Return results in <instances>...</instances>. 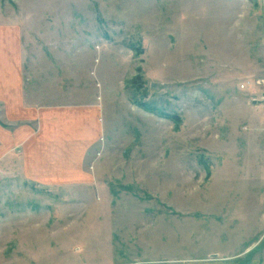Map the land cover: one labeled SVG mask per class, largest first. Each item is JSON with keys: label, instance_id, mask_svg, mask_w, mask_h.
Masks as SVG:
<instances>
[{"label": "rangeland", "instance_id": "rangeland-1", "mask_svg": "<svg viewBox=\"0 0 264 264\" xmlns=\"http://www.w3.org/2000/svg\"><path fill=\"white\" fill-rule=\"evenodd\" d=\"M261 8L0 0V264H264Z\"/></svg>", "mask_w": 264, "mask_h": 264}, {"label": "crops", "instance_id": "crops-1", "mask_svg": "<svg viewBox=\"0 0 264 264\" xmlns=\"http://www.w3.org/2000/svg\"><path fill=\"white\" fill-rule=\"evenodd\" d=\"M261 19H262V21H260V24L259 25H261L262 26V36H261V38L263 39H261L262 40V45H263V48H262V50H263V57H264V0H262V8H261ZM263 109H264V105H263ZM8 135H10V134H8ZM40 152H38V151H35V152H33V154H39ZM37 157V156H36ZM36 158H35V156H33V159L32 160H34V161H36L35 160ZM263 261H258V260H256V262H254V261H248V259H245V261H241V260H239V261H235V260H228V261H224L223 262V260L222 261H214V262H212V263H210V264H261ZM135 264H137V263H135ZM188 264V263H187Z\"/></svg>", "mask_w": 264, "mask_h": 264}, {"label": "trees", "instance_id": "trees-1", "mask_svg": "<svg viewBox=\"0 0 264 264\" xmlns=\"http://www.w3.org/2000/svg\"><path fill=\"white\" fill-rule=\"evenodd\" d=\"M138 106H140L141 108H143L146 112H149V113H153L155 110L154 109H152V108H148V107H146V106H144V105H138ZM156 114H159L158 112L156 113ZM161 117H164V118H167V119H172L171 117H168L167 115H162Z\"/></svg>", "mask_w": 264, "mask_h": 264}]
</instances>
